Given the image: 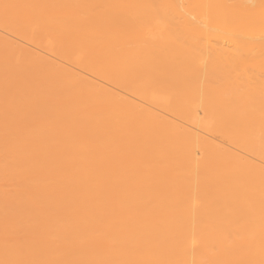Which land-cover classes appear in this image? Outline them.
<instances>
[{"label": "bare ground", "instance_id": "1", "mask_svg": "<svg viewBox=\"0 0 264 264\" xmlns=\"http://www.w3.org/2000/svg\"><path fill=\"white\" fill-rule=\"evenodd\" d=\"M35 1L0 0V264H264V0Z\"/></svg>", "mask_w": 264, "mask_h": 264}, {"label": "rangeland", "instance_id": "2", "mask_svg": "<svg viewBox=\"0 0 264 264\" xmlns=\"http://www.w3.org/2000/svg\"><path fill=\"white\" fill-rule=\"evenodd\" d=\"M112 1H113V0H112ZM115 1H116V3H119V2L122 3V2L124 1V2H126V3L128 2V3H130V4H133V2H136V0H131V1H130V0H127V1H126V0H118L119 2H117V0H115ZM138 1H140V0H138ZM148 1H149V0H148ZM151 1H154V3H155V4H151V5H150V6H152V8L150 7V9H151L152 11H155V12L157 11L156 14H160V15H159L160 17H161V15L166 14V15H164L163 17H165V18L168 17V18H169L168 21H167L168 18H166V22H167V25H168V26H170V25L172 26V24H173L172 20H174V24L177 22V21H175V20H177V18H178L179 11H178V13H177V11L174 10V9H177V6L174 4L175 0H157V1H156V0H151ZM151 1H149V2H151ZM155 1H156V2H155ZM172 1H173V2H172ZM35 2H37V0H36ZM131 2H132V3H131ZM116 3H115V5L117 6V8H116V6H115V7H114V6H110V7L106 8V9H103V10H104L103 12L100 11V12L96 13L97 16H96V15H95V16H96V17H102V15H103L104 17H106V16H108L109 14H110V15H114V14H117V13H118V14H117L118 16L123 17V15L125 16V15H127V14L129 13L128 10H127V7L124 8L125 5H121L123 8H120V6H119L118 4H116ZM157 3H158V4H157ZM171 3H172V4H171ZM119 4H120V3H119ZM156 4H157V5H156ZM173 4H174V5H173ZM154 5H155V6H154ZM172 6H173V7H172ZM174 7H175V8H174ZM112 8H114V10H116V12H115ZM153 8H154V9H153ZM173 8H174V9H173ZM118 9H119V10H118ZM121 9H122V10H121ZM124 9H126V11H125ZM161 9H162V10H161ZM105 10H106L107 12H106ZM159 10H160V11H159ZM172 10H173V11H176V12H175L176 15L178 14V15L176 16V17H177L176 19L174 18V17H175V15H174L175 13H174ZM177 10H178V9H177ZM119 11L122 12L123 15H120ZM101 12H102V13H101ZM113 12H115V13H113ZM126 12H128V13H126ZM161 12H162V14H161ZM163 12H164V13H163ZM170 12H171V15H170ZM112 13H113V14H112ZM122 13H121V14H122ZM153 13H154V12H153ZM98 14H102V15H99V16H98ZM36 15L39 16L38 14H34V16H36ZM117 15H115V16H117ZM127 16H129V14H128ZM127 16H125V17H127ZM169 16H170V17H169ZM173 16H174V17H173ZM179 16H180V15H179ZM17 17H18V16H17ZM20 18H21V19H20ZM34 18H37V20H38V17H34ZM39 18H40V17H39ZM170 18H174V19H170ZM19 19H20L21 21H24L25 18H23V16H22V17L20 16V17L17 19L18 22H19ZM22 19H23V20H22ZM14 20H16V19H14ZM164 20H165V19H164ZM8 21H9V20H8ZM17 21H13V20H12V22H11V20H10V21H9V23H11V24H10V28H11V30H12L13 32H15V33H20V32L22 33V31H24L25 28H23V30L21 31V29H20L21 27L19 26L20 24H19ZM21 21H20V22H21ZM170 21H171V22H170ZM16 22H17V23H16ZM22 23H23V22H21V24H22ZM26 23H27V20L25 19V21H24V25H25ZM37 23H38V22H37ZM103 23H104V22H102V23L100 22L99 24L104 25L105 23H104V24H103ZM6 24H7V23H6ZM174 24H173V25H174ZM24 25H23V26H24ZM25 26H26V25H25ZM99 26H100V25H99ZM105 26H106V24H105L104 26H102V30H100L101 28L99 27V29H96V31H95V28H90V29L88 30V33L92 35V34H94L95 32H96V33H98V32L101 33V31H103V30H104V31H105V30L107 31V28H106ZM28 27H29V26H28ZM26 28H27V27H26ZM103 28H104V29H103ZM27 29H28V28H27ZM86 30H87V29H86ZM89 31H90L91 33H90ZM97 31H98V32H97ZM106 31H105V32H106ZM148 31H149V34H150V31H151V30H148ZM76 32H78V31H76ZM80 32H81V30H80ZM82 32H85V33H86L87 31L83 30ZM144 32H145V31H144ZM152 32H154V31H152ZM145 33H148V32L146 31ZM142 36H144V35H142ZM142 36H141V35H140V36H139V35L134 36L136 39H134V37H132V36L129 37V38H133V39H134L133 42L135 43V41H137V42H138L137 44H143L142 42L140 43V41H139V40H141V39H142V41H143V39L145 40L146 38H149V39L151 38V39H153L152 37H148V34H147V36H144V37H142ZM140 37H141V38H140ZM137 38H139V39L137 40ZM149 39H148V40H149ZM131 40H132V39H131ZM127 41H128V40H127ZM129 42H130V40H129ZM143 42H144V41H143ZM147 42H151V40H150V41H147ZM131 44L133 45V43H130V45H131ZM137 44L135 43V45H137ZM132 45H131V48H132V49H133V48L136 49V48H138V47L140 46V45H137L138 47H136L135 45H133V46H132ZM139 48H140V47H139ZM71 53H72V52H71ZM64 55H65V54H64ZM66 55H67V54H66ZM70 55H71V54H70ZM72 55H73V53H72ZM74 55H75V53H74ZM66 57H67V56H66Z\"/></svg>", "mask_w": 264, "mask_h": 264}]
</instances>
